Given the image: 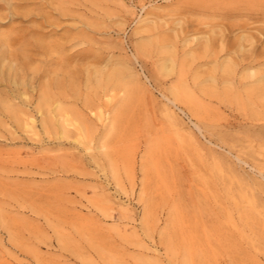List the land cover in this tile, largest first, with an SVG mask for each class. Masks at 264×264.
I'll return each instance as SVG.
<instances>
[{
    "label": "rangeland",
    "instance_id": "obj_1",
    "mask_svg": "<svg viewBox=\"0 0 264 264\" xmlns=\"http://www.w3.org/2000/svg\"><path fill=\"white\" fill-rule=\"evenodd\" d=\"M5 1L0 264H264V0Z\"/></svg>",
    "mask_w": 264,
    "mask_h": 264
},
{
    "label": "bare ground",
    "instance_id": "obj_2",
    "mask_svg": "<svg viewBox=\"0 0 264 264\" xmlns=\"http://www.w3.org/2000/svg\"><path fill=\"white\" fill-rule=\"evenodd\" d=\"M214 1L216 2L217 0H214ZM214 1H213V2H214ZM218 1H219V0H218ZM223 1H224V0H223ZM239 1H240V0H237V1H236V0H233L232 2H233V3H237V4H239V5H243L244 7H246V4H251V3H250L251 1H249V0H242L241 2H239ZM5 2H7V0H6ZM8 2H9V1H8ZM225 2H226V1H225ZM225 2H223V3H225ZM232 2H231V3H232ZM253 2H254V1H253ZM228 3H229V1H228ZM261 3H262V2H261ZM221 4H222V2H221ZM252 4H253V3H252ZM252 4H251V5H252ZM251 5H250V7H251ZM230 6H233V5H230ZM241 7H242V6H241ZM247 7H248V6H247ZM233 8H234V7H233ZM237 9H238V8H237ZM59 10H60V9H59ZM244 11H245V10H244ZM227 15H228V14H227ZM222 16H223V15H222ZM233 26H234V25H233ZM247 26H248V25H247ZM250 27H251V26H250ZM225 28H227V27H225ZM237 28H238V27H237ZM245 28H246V27H245ZM241 30H242V29H241ZM225 31H227V30L225 29ZM225 31H224V29L221 30V28H220V29H219V32H218L216 35H219V37H220V36L222 37V36L225 34V33H224ZM262 32H264V31H262ZM5 34H6V33H5ZM216 35L214 34V36H216ZM226 35H227V34H226ZM214 36H212L213 38H209V39H207L205 42H203V43L201 44V45H202L201 47H202L205 51H206L207 49H208V51H209V49H210L212 43H214V41H213V40H214ZM258 36H259V35H258ZM3 37H5V40H3V41L1 40V41H2V43H1L2 46H5L4 49H6V50L9 52V54H10V55L12 54V56H13V53H14V52L12 51V52H13V53H12L10 49H9L10 51L8 50V48H9V44H8V43H10L11 40H9V37H8V39H7V38H6V35L3 36ZM10 37H11V36H10ZM226 37H228V36H226ZM215 38H216V37H215ZM224 38H225V37H224ZM255 38H256V37H255ZM255 38H254V40H255ZM258 38H259V37H258ZM6 39L8 40V41H7L8 43H6ZM11 39H12V38H11ZM224 40H225V39H224ZM224 40H223V41H224ZM244 40L249 41L250 44L255 45V48H254V51H255V49H256V44H257V46H258V43H256V44L253 43L254 41H253L252 34H250V36H248V38H246V39H244ZM256 40H257V39H256ZM256 40H255V41H256ZM27 41H28V40H27ZM27 41L25 40L26 44H27ZM219 41H220V40H219ZM223 41H222V44H223ZM238 41H239V40H238ZM259 41H260V40H259ZM18 42H19V41H18ZM256 42H257V41H256ZM262 42H264V40H262ZM11 43H12V42H11ZM20 43H21V42H20ZM239 43H240V42H239ZM259 43H260V42H259ZM17 44H18V43H17ZM21 44H22V43H21ZM29 44H30V43H29ZM32 44H33V43H32ZM48 44H49V43H48ZM230 44H231V46L228 45V46H229V48H228L229 51H232V49H234V48L236 49L237 46H236V47H235V46H232L233 41H232ZM13 45H14V44H13ZM24 45H25V44H24ZM24 45H23V46H24ZM259 45H261V44H259ZM18 46H19V45H18ZM20 46H21V45H20ZM29 46H30V45H29ZM239 46H240V45H239ZM25 47H26V46H25ZM40 47H41V46H40ZM221 47H222V45H221ZM224 47H225V46H224ZM258 47H259V46H258ZM45 48H46V46H45ZM213 48H214V47H213ZM213 48H212V49H213ZM243 48H244V47H243ZM252 48H253V47H252ZM252 48H251V49H252ZM40 49H41V48H40ZM235 49H234V50H235ZM237 49H238V48H237ZM260 49H262V48H260ZM6 50H5L4 52H6ZM26 50H27V49H26ZM28 50H29V49H28ZM221 50H222V49H221ZM223 50H224V48H223ZM247 50H248V49H247ZM262 50H264V49H262ZM0 51H1V50H0ZM208 51H207V52H208ZM212 51H213V50H212ZM249 51H250V50H249ZM8 52H6V53H8ZM22 52H23V50H22ZM234 52H235V51H234ZM259 52H264V51H261V50H260ZM1 53H2V52H1ZM20 53H21V52H20ZM23 53H25V52H23ZM49 53H51V52H49ZM54 53H55V52H54ZM208 53H209V52H208ZM208 53H207V54H208ZM244 53H245V52H244V49H243V54H244ZM252 53H253V49H252V50L250 51V53L247 54V55H253L254 53H253V54H252ZM2 54H3V53H2ZM243 54H242V55H243ZM261 54H262V53H261ZM14 55H15V53H14ZM16 55H21V54H18V53H17ZM22 55H23V54H22ZM25 55H26V54H25ZM25 55H23V57H25ZM28 55H29V54H28ZM239 55H240V54H239ZM247 57H248V56H247ZM10 58H11V57H10ZM21 58H22V57H21ZM242 58H243V57H242ZM24 59H26V58H24ZM26 60H27V59H26ZM52 61H53V60H52ZM94 72H95V71H94ZM94 72H93V73H94ZM110 72H111V71H110ZM107 73H108V72H107ZM251 74H252V73H251ZM251 74H250V76H251ZM107 75H108V74H106V77H108ZM110 75H111V74H110ZM112 75L114 76V73H113ZM95 76H96V75H95ZM116 77H117V76H116ZM108 78H110V76H109ZM110 79H111V78H110ZM111 80H112V79H111ZM262 80H264V79H262ZM54 84H55V83H54ZM46 85H47V83H46ZM55 85H56V84H55ZM260 88H261V87H260ZM43 92H45V90H43ZM41 98H42V97H41ZM42 99H43V98H42Z\"/></svg>",
    "mask_w": 264,
    "mask_h": 264
}]
</instances>
